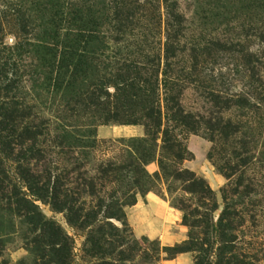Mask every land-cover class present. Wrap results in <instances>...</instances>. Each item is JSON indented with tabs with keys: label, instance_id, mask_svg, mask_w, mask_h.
I'll list each match as a JSON object with an SVG mask.
<instances>
[{
	"label": "rangeland",
	"instance_id": "1",
	"mask_svg": "<svg viewBox=\"0 0 264 264\" xmlns=\"http://www.w3.org/2000/svg\"><path fill=\"white\" fill-rule=\"evenodd\" d=\"M165 2L93 8L97 52L66 67L57 8L88 5L0 0L10 95L37 128L0 170V264H264V45L241 27L264 24L232 10L235 34H224L197 18L205 3ZM170 11L183 47L170 55L175 82L152 84ZM214 39L223 45L202 54Z\"/></svg>",
	"mask_w": 264,
	"mask_h": 264
},
{
	"label": "trees",
	"instance_id": "2",
	"mask_svg": "<svg viewBox=\"0 0 264 264\" xmlns=\"http://www.w3.org/2000/svg\"><path fill=\"white\" fill-rule=\"evenodd\" d=\"M84 2L82 4L83 6H87L90 8L88 14H83L79 9L76 10L75 13L70 15L69 13L65 14L64 12H60L61 8L59 9L58 12H56L55 15V24L57 25V33L60 32L62 29L65 32V36L61 35L56 37L57 40V46L58 49H55L56 55L58 56V64L59 66L65 65L66 67L72 65L69 64V59L74 60L75 56L76 57H81L79 55L80 53L74 55V53L81 52L82 54L85 55H94L95 51L97 52L96 48L92 47L94 44L95 40H98L99 35L97 33L98 27H99V19H98V14L96 12L97 6L100 7V5L107 0H80ZM109 2L113 3L117 7L121 6H129L130 0H108ZM152 2L159 3L160 0H149ZM200 2L205 3L203 7H205L206 11L203 10V7H200L199 13H197V18L201 20H205L206 22H210V17L212 18L211 20L214 19V22H211V25H215L217 28L214 31H219L220 29L222 30V33L234 35L235 31L231 29L230 31V26L232 25L233 18L231 19V12L234 10L235 14H239L241 12L242 14H245L247 18V23L252 22V19L256 18V22L260 24L261 23L257 19V14L264 15V0H236V2H232V0H199ZM164 0V4H165ZM79 7V6H78ZM173 8V7H172ZM93 10V11H92ZM101 10V9H100ZM99 10V11H100ZM96 15H93V14ZM246 13H249L247 16ZM100 14V13H99ZM252 14V15H251ZM208 15V16H207ZM250 16V17H249ZM172 17V20L170 18ZM241 17V16H240ZM252 17V18H251ZM179 16L175 15L174 12H169L167 14V53H166V63H165V69L163 70V82L160 81L159 79V68L156 72V79L152 84H173L174 82L172 79L170 80L168 74V70H170V55L175 53L176 51L180 50L181 45L179 44V38L181 36V28L179 25L181 24L179 22ZM54 20V21H55ZM234 20H238L237 18H234ZM180 23H178V22ZM253 23V22H252ZM177 24V26L175 25ZM264 26V25H263ZM243 28H249V31H257L259 36L257 35L256 37L261 39L262 44L264 45V29H255L246 26V24L241 25ZM240 27V29H241ZM227 29V30H225ZM239 29V28H237ZM236 29V30H237ZM261 30V31H259ZM207 31V30H206ZM97 34V35H95ZM184 34V33H183ZM254 36V35H252ZM235 37V36H234ZM197 40V39H196ZM216 42V43H215ZM178 43V44H177ZM222 42L218 39H214V42H212L208 48H203L201 49L202 54H209L207 51L210 50L211 48H215L216 46L221 47ZM223 45V44H222ZM196 46V45H195ZM182 50V49H181ZM180 50V51H181ZM226 50H231V47L226 46L223 47L222 50H220L221 54H226ZM88 53V54H86ZM74 55V56H72ZM218 56V55H217ZM82 58V57H81ZM4 59V58H3ZM4 64L2 65L3 61L2 59L0 60V170L3 169L4 162L8 161L11 159V156L7 154V149L11 147V144L17 143L18 147L24 148L27 144L25 140H21L20 142H16L17 139L19 140L23 134L33 132L37 128L33 126H29L25 122V115H20V112H25L23 111V108L19 103H17V99L15 96H11L12 92L15 89V86L17 85L14 81L11 80V72H7V67L9 68V61L7 59H4ZM68 64V65H67ZM62 68V67H61ZM15 76V75H14ZM13 76V77H14ZM13 84L14 87L11 85ZM11 91V93H10ZM245 99V97H243ZM243 98H240V100L236 103V107L238 110H241L244 108L245 103L249 101V99L244 100V103L242 102ZM26 106V105H25ZM24 106V107H25ZM25 110H29L28 108H24ZM32 109V108H31ZM21 121V122H20ZM159 124V123H158ZM41 135H32L30 136L29 142L31 141L34 146H36V140L40 137ZM9 146V147H8ZM14 158H12L11 161L14 162ZM15 161H22L21 159H16ZM17 162V163H18ZM5 171H1L0 175L2 176L5 175Z\"/></svg>",
	"mask_w": 264,
	"mask_h": 264
}]
</instances>
